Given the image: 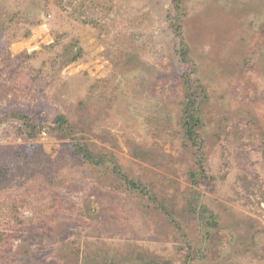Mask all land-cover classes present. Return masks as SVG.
<instances>
[{
  "label": "rangeland",
  "instance_id": "374dc122",
  "mask_svg": "<svg viewBox=\"0 0 264 264\" xmlns=\"http://www.w3.org/2000/svg\"><path fill=\"white\" fill-rule=\"evenodd\" d=\"M181 39L207 94L198 187ZM19 108L43 134L7 118ZM0 168V264H264V0H0Z\"/></svg>",
  "mask_w": 264,
  "mask_h": 264
},
{
  "label": "trees",
  "instance_id": "16d2710c",
  "mask_svg": "<svg viewBox=\"0 0 264 264\" xmlns=\"http://www.w3.org/2000/svg\"><path fill=\"white\" fill-rule=\"evenodd\" d=\"M185 0H172L173 11L182 12L184 9ZM82 21V20H81ZM84 24H91L97 26V23L93 20H84ZM176 21L171 22V27L179 29ZM54 46H52L53 48ZM50 48V49H52ZM181 60L189 66V71L182 76V83L185 88V98L182 105V117L180 120V131L188 146L193 150L197 171L190 173V179L194 186L198 187L201 181L207 178L206 161V141L201 132L203 127V101L207 98L205 88L201 82L195 77L196 65L191 59L190 50L188 45L181 39ZM83 55L82 50L77 55H73L66 61V65L78 61ZM53 66V65H52ZM7 118L19 121L22 125V131L28 139H35L39 135L43 134L47 128L42 122L38 120L35 115L28 113L26 110L19 108L14 109L8 114ZM54 125L49 126L51 132L55 133L59 137L72 138L74 134V128L69 123L65 115H58L54 120ZM74 153L80 155L87 163H90L96 167H101L105 164L106 158L100 153H95L91 149V145L83 142H75L72 145ZM114 163V173L117 177L127 185V188L133 192L148 197L155 203L156 199L151 196V192L148 190V186L144 183L133 179L131 175L123 172V170L116 165L114 159H110ZM8 169L0 168V176L5 178L7 176ZM202 212L206 214L211 213L207 208H203ZM212 226H216L215 215L211 213ZM206 228V226H204Z\"/></svg>",
  "mask_w": 264,
  "mask_h": 264
}]
</instances>
